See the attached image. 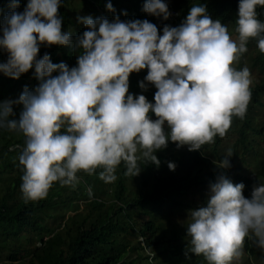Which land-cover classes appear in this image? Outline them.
<instances>
[{"label": "clouds", "instance_id": "clouds-1", "mask_svg": "<svg viewBox=\"0 0 264 264\" xmlns=\"http://www.w3.org/2000/svg\"><path fill=\"white\" fill-rule=\"evenodd\" d=\"M220 1L123 0L122 21L77 9L72 27L88 30L74 40L72 30L62 31L61 0H28L23 12L10 0L0 72L19 79L34 67L39 81L18 100L0 102V129L25 138L24 148L12 147L22 150L25 202L45 199L57 182L75 188L80 172L115 183L125 166L126 176L152 186L164 175L177 189L168 191L164 209L172 213L164 222L183 233L180 254L207 264L243 256L263 264L249 249L264 250V182L256 180L264 145L236 143L229 129L251 102L250 69L235 65L251 47L264 53V0H229L218 14ZM42 44L75 50L53 63L47 53L37 58L48 52ZM14 105L23 106L18 119ZM138 240L154 264V252Z\"/></svg>", "mask_w": 264, "mask_h": 264}, {"label": "trees", "instance_id": "trees-1", "mask_svg": "<svg viewBox=\"0 0 264 264\" xmlns=\"http://www.w3.org/2000/svg\"><path fill=\"white\" fill-rule=\"evenodd\" d=\"M122 1L61 0L58 12L62 18V31L72 30V38L76 40L88 30L72 27L74 26L73 13L77 9L91 14L96 19L103 17L97 9L99 8L109 19L113 20L119 16L122 21L125 13L117 11ZM19 2L26 5L28 0H19ZM9 3L10 0H0V24L4 15L10 11ZM108 3H111L113 8L117 6L114 8L115 12L107 9ZM227 3L229 0L220 1L218 14L222 13ZM188 13L185 12L180 16V23L176 27L186 19ZM157 19V16L152 17L151 23L155 24ZM74 50L73 45H52L51 52L39 50L37 58H42L47 53L52 56L50 59L52 58L53 63L54 58L59 62ZM7 59L8 53L0 49V60L6 63ZM253 64L262 73L263 78L251 87V102L245 118L243 120L233 118V124L229 130L235 135L236 143L247 145L248 141L258 140L264 145V114L260 116L256 112L262 107L260 105L264 99V53H261L258 47L253 56ZM34 72V67L28 71L33 74L30 83L25 80L27 73L22 74L19 79L0 75V102L6 101V97L14 88L18 91V98L25 86L30 91L34 90L39 84L34 77ZM21 106L14 105L15 116L11 118H19L23 109V106L20 109ZM259 118L261 121L257 123L256 120ZM18 134L19 138H14L17 135L16 132L0 129V253H6V264H151L149 255L138 240L140 236L144 238L146 248L154 252L153 261H157L159 256L166 253L161 264H167V255L172 258L180 255L181 249L176 242L181 239L183 233L179 234L173 230L172 224L164 223V219H171L169 217L172 213V211L167 213L164 209L165 204L169 205L167 195L177 190L172 188L174 184L170 182L171 177L166 179L164 175H161L156 186H152L149 179L144 176L136 180L126 176L124 174L126 168L123 166L119 167L120 169L115 173L117 181L108 183L105 189V186L100 187L101 182L96 178L87 174L81 175L80 172L78 173L80 183L75 188L61 186L57 182L49 190L45 199L25 202L20 191L23 172L18 161L22 150L18 148L10 150L13 146L24 148L25 138L22 134ZM256 180L264 182V162ZM190 184L185 180L184 189ZM250 197L251 194L248 195V198ZM77 200H84L92 207H89L90 211L87 213L82 211L69 216L74 219L67 223L68 217H65L64 213L74 209L72 204L78 202ZM58 204L65 209L61 207V210H56L54 207ZM76 204L75 207L78 206ZM53 211L54 214H51ZM174 211L181 212L177 207ZM35 242H38L39 246H36ZM165 242L168 243L167 252L162 253V245ZM22 243H30L34 246L26 250ZM187 244L183 243L182 248H187ZM249 251L251 256L259 255L264 264V250L253 244ZM261 252L263 255L260 254ZM174 264L178 263L174 262Z\"/></svg>", "mask_w": 264, "mask_h": 264}, {"label": "rangeland", "instance_id": "rangeland-1", "mask_svg": "<svg viewBox=\"0 0 264 264\" xmlns=\"http://www.w3.org/2000/svg\"><path fill=\"white\" fill-rule=\"evenodd\" d=\"M26 7V5H23L21 2H19V8L16 9V11L18 12H23L24 8ZM86 17V16H85ZM2 33V31H0V34ZM2 36V35H1ZM232 38L233 39H236V33L234 34H231ZM40 47H49L48 51L51 52V46H46V45H41ZM256 54V50L255 48L251 47V51H248L247 53H244L243 56L241 57L240 61L238 62V64H236L235 66H240V68H243L245 66H247L249 69H250V72H251V76H252V85L251 87L254 86V84L260 82V80L263 78V75L262 73L258 70L257 67H254L255 65L253 64V56ZM50 55V54H49ZM253 55V56H251ZM50 57H52L50 55ZM54 58V57H53ZM55 60V58H54ZM51 61L53 62L52 58H51ZM0 63H4L3 61L0 60ZM0 75H3L2 72H0ZM33 78V74L31 73H28L27 72V77H26V82L30 83L31 80ZM18 96V91L14 88V90L8 94V96L6 97L7 100H18L19 98L17 97ZM262 106L261 108L257 109L256 112L259 113L260 116H262L264 114V99H262V104L260 105ZM14 107V106H13ZM20 109H22V106L20 107ZM264 117V115H263ZM261 121V119L259 118L258 120H256L257 123H259ZM17 133V132H16ZM18 136H20L18 133L17 135H15L14 138H17ZM19 138V137H18ZM15 148H12L10 150H14ZM85 173L84 172H81V175H84ZM94 175H98V172L97 174H94ZM94 175H87V176H91L93 178H96L99 182H101L100 187L102 188L103 186H105V189L106 187L108 186V183H105L103 180L97 178L96 176ZM103 184V185H102ZM87 191L89 192V190L87 189ZM109 197H111V195H109ZM81 200V199H80ZM78 202H75L72 204V206L74 207V209H70L69 211H66L64 213L65 217H68V221H72L74 219V217H69V216H72L73 214L75 213H79V212H82L84 211V213H87L90 211V208L89 207H92L91 205L87 204H83L81 203V201L77 200ZM78 203V204H76ZM75 204L78 205L77 207H75ZM61 207L63 208V206L61 204H58L57 207H54L56 208V210L60 209L61 210ZM86 208V209H85ZM65 209V207L63 208ZM51 214H54V211L51 212ZM165 223V222H164ZM169 225V224H167ZM166 230H169L168 227H165ZM60 230V229H59ZM173 230H176L173 229ZM171 231V230H170ZM22 242V241H21ZM167 244L168 243H164L162 245V253L165 251L167 252ZM26 250H30L33 248V244H30V243H25V244H21ZM33 245V246H32ZM35 245L36 246H39V243L38 242H35ZM166 253H163L162 256H159L157 258V261H156V264H161V261L163 260V258L165 257ZM6 253L2 252L0 253V264H6ZM167 259H168V263L167 264H174V262L178 263V264H207V261L205 259H202L201 261H199L198 259H195V254L194 253H191V252H188L187 256L185 255V252L180 254L179 256H176V257H170L169 255H167ZM27 262H28V259H26ZM25 260V262H26ZM250 263L249 261V258H247L246 256H243V258H238L234 261V264H248Z\"/></svg>", "mask_w": 264, "mask_h": 264}]
</instances>
